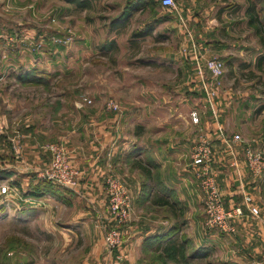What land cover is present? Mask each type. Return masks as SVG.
<instances>
[{"label":"crops","instance_id":"obj_1","mask_svg":"<svg viewBox=\"0 0 264 264\" xmlns=\"http://www.w3.org/2000/svg\"><path fill=\"white\" fill-rule=\"evenodd\" d=\"M175 2L174 12L179 20L184 19L178 32L181 40L192 45L193 70L198 71L203 58L208 57V47L203 49L202 44L216 42L223 46L228 35H233L236 22L226 12L232 8L230 3L245 5V11L249 4L247 0L229 4L227 0ZM241 21L248 23L247 14ZM219 91L221 94L213 101L195 97L148 104L134 100L129 106L136 107L133 112H127L125 104H121L117 114L109 112L105 105L78 109L76 101L56 95L47 102L44 112L28 118L22 126L23 149L15 152L20 159L14 161L16 170L0 171L11 177L20 173L29 179L31 172L51 159L50 152L44 149L46 141L63 144L81 171L78 187L55 198L60 209L58 213L53 211L56 225L41 228L62 240L61 246L55 244L61 247L56 264H147L148 253L159 250V242L164 245L166 239L175 238L176 234L168 236L174 226L179 228L181 240L186 235L194 249L203 250L194 259L197 262L208 259L209 264H253V260L264 256V174L254 175L245 155L246 146L264 150V112L255 113L259 103L254 100L240 101L241 110H235L236 100ZM155 106L165 110H155ZM193 112H197L198 121L193 120ZM235 135L242 136L244 142L233 141ZM6 136L7 143L1 140L11 146L12 137ZM205 139L211 142L213 171L226 207L244 204L245 196H251L252 204L260 210L259 218L235 219L234 235L205 229L204 196L192 162L195 147ZM8 153L7 149L5 156ZM15 157L11 152L10 159ZM111 174L126 183L132 197V219L123 227V244L117 251L120 260L108 253L100 227L108 216L106 179ZM18 183L21 182L15 180L12 186L17 189ZM24 200L28 201H21ZM68 206L75 208L69 216L65 215ZM164 235L167 237L161 239ZM207 241L208 255L204 256ZM72 251H77V258H73ZM217 255L220 257L215 261L212 257ZM45 259L46 264H54L48 257Z\"/></svg>","mask_w":264,"mask_h":264},{"label":"rangeland","instance_id":"obj_2","mask_svg":"<svg viewBox=\"0 0 264 264\" xmlns=\"http://www.w3.org/2000/svg\"><path fill=\"white\" fill-rule=\"evenodd\" d=\"M129 1L132 0H92L90 9L84 10L65 0H0V119L4 120H0V168L16 170L14 161L20 159L15 152L23 149L22 126L44 112L47 102L56 95L76 101L78 109L82 108L77 104L87 97L92 103L85 106L105 105L114 114L121 112V104H125L127 112H133L136 107L129 106L134 100L148 104L195 97L213 101L221 94L219 90L226 92V98L236 100L238 111L246 100L264 102V82L254 61L264 53V41L260 39L264 32L259 35L241 21L245 5L227 0L232 8L226 12L236 22L233 35H228L223 46L216 42L202 44L203 49L208 47V57L203 58L198 71L193 70L192 45L179 35V16L162 8L161 0H152V5H136L129 17L122 18ZM256 1L258 7L264 8L259 5L261 0ZM217 11L218 8L215 14ZM211 58L224 62L225 70L219 78L206 70ZM111 100L119 104L118 111L108 107ZM7 134L12 137L11 146L6 144ZM49 143L57 142L46 141L44 146ZM7 161L11 165H6ZM49 164L50 161L31 172L29 179L20 173L11 177L0 171V264H46L45 257L57 263L62 240L41 228L56 225L53 211L58 213L60 209L55 198L70 189L42 177ZM15 180L21 182L16 184L17 189L12 186ZM20 196L28 201H21ZM44 199V203L40 202ZM65 210L69 216L75 208L68 206ZM206 219L205 215L206 230L223 232L209 228ZM105 220L100 223L103 238L113 226ZM171 234L181 241L180 233ZM55 244H60L59 248ZM205 246V250L209 248L208 241ZM157 249L148 253L147 264H162L156 258ZM72 253L77 258V251ZM219 257L212 258L216 261ZM207 260H194V264H209Z\"/></svg>","mask_w":264,"mask_h":264},{"label":"built area","instance_id":"obj_3","mask_svg":"<svg viewBox=\"0 0 264 264\" xmlns=\"http://www.w3.org/2000/svg\"><path fill=\"white\" fill-rule=\"evenodd\" d=\"M162 6L172 11L176 9L175 0H162ZM182 23L184 19H180ZM206 70L215 78L223 75L224 62L211 58L206 62ZM201 74L202 71H200ZM92 101L84 97L77 105L83 108ZM108 107L118 111L119 104L113 100L108 102ZM193 120L198 121L197 113L192 114ZM233 141L243 143L242 136L235 135ZM44 148L50 152V164L44 169L42 177L52 180L69 189H76L80 182L81 171L72 163L70 152L63 144L49 143ZM245 155L250 171L256 175L264 174V150L246 146ZM213 150L211 142L207 139L198 144L192 153V162L196 167V176L199 180L206 212V224L209 228H218L225 233L234 235L236 227L234 220L243 217L259 218L260 210L252 204V197L245 196L244 204L226 207L222 192L217 184L213 171ZM106 195L108 199V216L106 219L113 225L104 235V243L110 256L121 259L117 252L123 244V227L131 221L132 197L126 183L116 175H109L106 179ZM6 191V188L3 187ZM253 264H264V256L253 260Z\"/></svg>","mask_w":264,"mask_h":264},{"label":"trees","instance_id":"obj_4","mask_svg":"<svg viewBox=\"0 0 264 264\" xmlns=\"http://www.w3.org/2000/svg\"><path fill=\"white\" fill-rule=\"evenodd\" d=\"M67 3L74 4L79 9H90L92 0H65ZM152 0H132L129 1L128 4L124 7V11L121 14L122 18H127L130 16L132 8L137 5V7H143L147 5H152ZM248 6L246 9V14L248 16V24L253 27L255 32L257 34H262L264 32V15H261V12L264 8L261 6L258 8V3L256 0H249ZM261 4V2H260ZM259 4V5H260ZM159 5L162 8H165L162 6V0L160 1ZM158 7V6H157ZM157 7H155L157 9ZM151 10H153V7L151 6ZM136 9V8H135ZM260 39L264 41V36L260 35ZM110 47V46H109ZM255 66L256 68L261 72L260 78L261 81L264 82V53H262L256 60H255ZM264 112V102L260 103L255 113L260 114ZM47 192L46 190H44ZM44 192V193H45ZM42 193L40 191L36 192ZM178 227L174 226L170 231L177 232ZM173 235V234H170ZM169 236V234H168ZM167 237V236H166ZM164 245L159 242V250L157 251L156 258L161 260L162 264H193V260L200 257L202 255V249H194L192 242L190 239H187L186 237L182 238L181 241L175 240L174 238H168L166 241H164ZM161 246V247H160ZM205 250L204 256L208 255V251Z\"/></svg>","mask_w":264,"mask_h":264}]
</instances>
